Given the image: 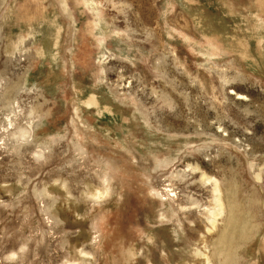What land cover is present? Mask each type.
<instances>
[{"label": "rangeland", "instance_id": "obj_1", "mask_svg": "<svg viewBox=\"0 0 264 264\" xmlns=\"http://www.w3.org/2000/svg\"><path fill=\"white\" fill-rule=\"evenodd\" d=\"M0 264H264V0H0Z\"/></svg>", "mask_w": 264, "mask_h": 264}]
</instances>
